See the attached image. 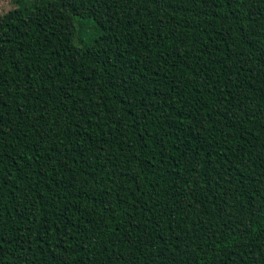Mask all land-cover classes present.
Returning a JSON list of instances; mask_svg holds the SVG:
<instances>
[{
  "label": "trees",
  "instance_id": "1",
  "mask_svg": "<svg viewBox=\"0 0 264 264\" xmlns=\"http://www.w3.org/2000/svg\"><path fill=\"white\" fill-rule=\"evenodd\" d=\"M20 3L0 264H264V0Z\"/></svg>",
  "mask_w": 264,
  "mask_h": 264
},
{
  "label": "rangeland",
  "instance_id": "2",
  "mask_svg": "<svg viewBox=\"0 0 264 264\" xmlns=\"http://www.w3.org/2000/svg\"><path fill=\"white\" fill-rule=\"evenodd\" d=\"M32 0H0V14H4L8 12L9 10L13 9L14 7L18 6L21 4L20 2L23 3H29ZM86 27L84 28L82 32V38L87 39L91 35V22L90 21H85Z\"/></svg>",
  "mask_w": 264,
  "mask_h": 264
}]
</instances>
